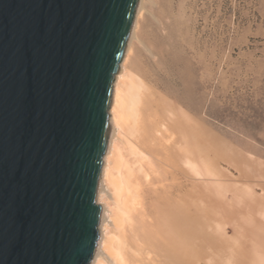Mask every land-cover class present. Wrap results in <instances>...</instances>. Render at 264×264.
I'll return each mask as SVG.
<instances>
[{
    "label": "water",
    "instance_id": "1",
    "mask_svg": "<svg viewBox=\"0 0 264 264\" xmlns=\"http://www.w3.org/2000/svg\"><path fill=\"white\" fill-rule=\"evenodd\" d=\"M138 1L0 0V264L90 263Z\"/></svg>",
    "mask_w": 264,
    "mask_h": 264
},
{
    "label": "rangeland",
    "instance_id": "2",
    "mask_svg": "<svg viewBox=\"0 0 264 264\" xmlns=\"http://www.w3.org/2000/svg\"><path fill=\"white\" fill-rule=\"evenodd\" d=\"M149 9L131 67L160 99L184 98L198 122L199 185L230 202L231 260L264 264V0H154Z\"/></svg>",
    "mask_w": 264,
    "mask_h": 264
},
{
    "label": "bare ground",
    "instance_id": "3",
    "mask_svg": "<svg viewBox=\"0 0 264 264\" xmlns=\"http://www.w3.org/2000/svg\"><path fill=\"white\" fill-rule=\"evenodd\" d=\"M153 3L138 1L112 81L111 130L96 189L99 238L89 264H186L188 257L191 264H233L230 202L222 196L216 203L198 182V122L181 109L184 98L160 99L131 67ZM218 205L223 215L215 213Z\"/></svg>",
    "mask_w": 264,
    "mask_h": 264
}]
</instances>
